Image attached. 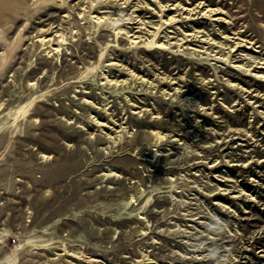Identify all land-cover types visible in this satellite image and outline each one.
I'll list each match as a JSON object with an SVG mask.
<instances>
[{"label": "rangeland", "instance_id": "rangeland-1", "mask_svg": "<svg viewBox=\"0 0 264 264\" xmlns=\"http://www.w3.org/2000/svg\"><path fill=\"white\" fill-rule=\"evenodd\" d=\"M0 264H264V0H0Z\"/></svg>", "mask_w": 264, "mask_h": 264}]
</instances>
